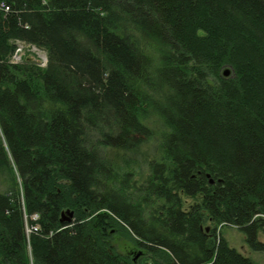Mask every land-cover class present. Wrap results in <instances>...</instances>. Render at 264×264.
Segmentation results:
<instances>
[{
    "label": "trees",
    "instance_id": "obj_1",
    "mask_svg": "<svg viewBox=\"0 0 264 264\" xmlns=\"http://www.w3.org/2000/svg\"><path fill=\"white\" fill-rule=\"evenodd\" d=\"M3 1L0 264H258L264 0Z\"/></svg>",
    "mask_w": 264,
    "mask_h": 264
},
{
    "label": "rangeland",
    "instance_id": "obj_2",
    "mask_svg": "<svg viewBox=\"0 0 264 264\" xmlns=\"http://www.w3.org/2000/svg\"><path fill=\"white\" fill-rule=\"evenodd\" d=\"M17 48H20V50L16 51ZM14 50L15 51L11 55V61L14 63H18L24 58H29L35 61L41 68H45L47 65L48 53L47 49L43 46H39L31 42L16 40V46ZM63 214L65 217H68L67 210H65ZM33 217L35 218L37 217V215H33ZM26 232L28 231L26 230ZM125 233V229L119 228L117 225H112L111 228L107 227L105 229L103 241L112 246L116 252L128 255L129 257H131V259H133L134 257V260H136L141 255L140 254L137 257V253L138 251H140V249L135 246L131 239L126 237L127 235ZM221 233L227 240L229 246L236 248L243 255L251 257L258 264H264V253L252 251L245 243L243 234L237 228L226 226L221 228ZM260 238L262 239L264 238V236H260Z\"/></svg>",
    "mask_w": 264,
    "mask_h": 264
},
{
    "label": "water",
    "instance_id": "obj_3",
    "mask_svg": "<svg viewBox=\"0 0 264 264\" xmlns=\"http://www.w3.org/2000/svg\"><path fill=\"white\" fill-rule=\"evenodd\" d=\"M228 73H229V69H226V70H224V72H223L224 75H228ZM207 176H209V175H207ZM209 182L212 183L213 180L210 179ZM67 214H68V217H65L63 213L61 214V219H60L61 222H70V221H71V219H72V217H73V211H69V210H67ZM206 230H208V227H206ZM141 253H142V250L138 251V253H137V257H138ZM207 264H213V262H209V263H207Z\"/></svg>",
    "mask_w": 264,
    "mask_h": 264
},
{
    "label": "built area",
    "instance_id": "obj_4",
    "mask_svg": "<svg viewBox=\"0 0 264 264\" xmlns=\"http://www.w3.org/2000/svg\"><path fill=\"white\" fill-rule=\"evenodd\" d=\"M0 8L1 9H4V10H8L9 8H8V6H7V4L4 2H1V4H0ZM20 50V48H17L16 49V51H19ZM13 57V56H12ZM36 216V215H35ZM33 229H36L35 227H33ZM27 231L29 230L30 231V229L27 227V229H26Z\"/></svg>",
    "mask_w": 264,
    "mask_h": 264
},
{
    "label": "bare ground",
    "instance_id": "obj_5",
    "mask_svg": "<svg viewBox=\"0 0 264 264\" xmlns=\"http://www.w3.org/2000/svg\"><path fill=\"white\" fill-rule=\"evenodd\" d=\"M0 2H3L4 3V1L3 0H1ZM0 10H2L1 8H0ZM3 11H6V10H3ZM208 175V174H207ZM30 231L28 230V233H29ZM241 253V252H240ZM142 254V253H141Z\"/></svg>",
    "mask_w": 264,
    "mask_h": 264
}]
</instances>
